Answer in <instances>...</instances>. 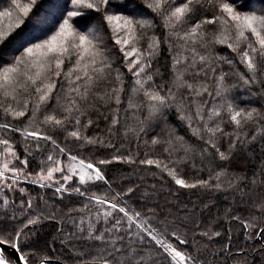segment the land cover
Wrapping results in <instances>:
<instances>
[{
  "label": "snow or ice",
  "instance_id": "6c2138e0",
  "mask_svg": "<svg viewBox=\"0 0 264 264\" xmlns=\"http://www.w3.org/2000/svg\"><path fill=\"white\" fill-rule=\"evenodd\" d=\"M258 2L0 0V264H60L36 246L46 221L72 264H264V159L231 167L257 141L264 153ZM113 161L172 198L153 184L129 203L138 186L114 188ZM183 190L232 204L213 217ZM221 218L245 247L220 239Z\"/></svg>",
  "mask_w": 264,
  "mask_h": 264
},
{
  "label": "trees",
  "instance_id": "16d2710c",
  "mask_svg": "<svg viewBox=\"0 0 264 264\" xmlns=\"http://www.w3.org/2000/svg\"><path fill=\"white\" fill-rule=\"evenodd\" d=\"M55 2H60V0H55ZM239 2L243 5H245V9H247L248 6H254V7H260L258 0H239ZM137 3H139V0H137ZM89 24L92 23V21H88ZM7 24V22L5 23ZM159 34V32L157 33ZM217 51L221 52V54H225L226 50L223 46H217ZM15 55H19V53H15ZM117 58L119 57V54L117 53ZM4 60H8V56L6 55L4 57ZM255 91V89H254ZM236 94L241 96L243 100L247 101L249 97L247 94L242 93L240 89L236 90ZM241 106H244L241 104ZM253 106L259 107L260 104L258 102V99L253 104ZM101 111L106 112V109H101ZM93 118H95V114H93ZM100 128H104V122L103 120L100 121ZM95 131H98L95 130ZM89 134H92V131H90ZM123 143V141H121ZM125 147H127V144H125ZM18 150H20L18 148ZM111 151V150H110ZM84 155H89L88 153H84ZM264 159V153L261 151V142L257 141L256 144L250 146V150L248 153L245 152H238L236 157L232 161L231 167L236 170H242L246 169L248 174L251 175L252 171L256 168L259 161ZM104 171L106 173V176L109 178L111 182H113V187L117 188H127L129 186H138L137 191L135 192V195L132 196L129 203H132L135 200H138L141 197V194L151 190L152 185L155 184V193L158 194L160 203L163 204L165 200L172 198V193L166 186H161L160 183H158L151 174H146L138 169H134V166H130L121 162L113 161L110 165L103 166ZM29 189V192H31L33 195H36L38 192L42 195H46L47 197H51L52 193L51 191H47L44 189H39L35 186H32L31 184H25L23 185ZM11 195V194H10ZM227 195V199H225V196ZM232 196L231 194L226 193H201L199 191H189V190H183L179 194V200L186 202V203H196L200 204L201 200H204L205 202H208L212 205H214L211 209V212L208 213V215L215 217L217 215V209L220 210V215L222 217L223 210L227 207H229L232 204ZM65 204L68 203L67 200L64 201ZM60 207H63V205H60ZM222 224L223 227H219V225ZM217 226L219 227V230L222 233V237L220 238L223 242H227L228 236L231 235L232 238V246L233 251L235 249L240 247L246 246L245 237L241 232L240 226L237 224H228L223 221L221 218L218 221ZM57 227L58 225L54 221H46L40 228V234L36 241V246L39 248H54L55 251L53 253L54 256L60 258V264H72V260L69 258L70 253L67 248H62L59 244V240L57 239ZM231 229L230 233L228 229ZM56 240L55 244H52L51 242L53 240ZM248 243H251L250 241Z\"/></svg>",
  "mask_w": 264,
  "mask_h": 264
},
{
  "label": "rangeland",
  "instance_id": "374dc122",
  "mask_svg": "<svg viewBox=\"0 0 264 264\" xmlns=\"http://www.w3.org/2000/svg\"><path fill=\"white\" fill-rule=\"evenodd\" d=\"M25 2H26V0H25ZM7 22V20H5V22L4 23H6Z\"/></svg>",
  "mask_w": 264,
  "mask_h": 264
}]
</instances>
